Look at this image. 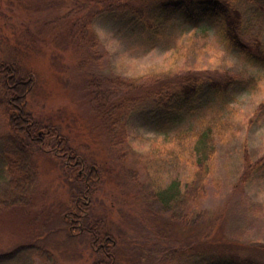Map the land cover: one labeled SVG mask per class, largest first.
Here are the masks:
<instances>
[{"label": "rangeland", "instance_id": "374dc122", "mask_svg": "<svg viewBox=\"0 0 264 264\" xmlns=\"http://www.w3.org/2000/svg\"><path fill=\"white\" fill-rule=\"evenodd\" d=\"M73 5L0 0V63L16 61L31 74L25 107L44 126L32 153L38 172L34 195L27 204L0 209V253L26 246L11 264H98L105 255L116 264H167L165 249L225 244L234 251L222 255L240 264H264V66L251 62L206 19L188 21L174 13L160 18L161 26L137 18L98 19L104 61L91 64L93 71L134 78L194 69L232 81L218 92L206 84L202 109L180 124L160 128L154 119L131 117L120 132L124 143L113 148L94 118L93 89L79 66L86 48L73 37ZM81 5L87 13L95 4ZM243 12V37L264 43V7L245 1ZM1 87L0 79V96ZM3 111L0 142L9 140L6 130L16 122ZM49 124L75 154L54 143L56 130L44 134ZM204 132L207 145L200 142ZM122 148L130 151L124 162L116 152ZM203 151L212 152L214 163L204 219L187 225L156 213L149 191L174 182L184 189ZM135 157L147 163L148 174L134 178L127 172L142 167ZM31 246L40 250L31 254Z\"/></svg>", "mask_w": 264, "mask_h": 264}, {"label": "trees", "instance_id": "16d2710c", "mask_svg": "<svg viewBox=\"0 0 264 264\" xmlns=\"http://www.w3.org/2000/svg\"><path fill=\"white\" fill-rule=\"evenodd\" d=\"M83 1L71 0L75 3L73 8L76 12V18L71 20V30L74 39L78 41L76 42L86 48V53L84 51L81 53L79 66L84 70L87 83L93 89L94 118L112 138L113 148L124 143L126 137L119 139L120 132H126L131 117L154 119L160 124V128L180 124L202 109L206 84L218 92L225 87L224 82L230 84L232 81L223 75L205 76L202 70L194 69L174 74L172 69H163L134 78L93 71L90 66L104 61L101 40L95 27V21L98 19L137 18L148 23L154 22L158 26L163 24L159 21L160 18L168 19L174 13H180L188 21L206 19L219 26L224 38L251 62L264 66V43L255 37L244 38L241 32L245 21L243 12L245 1L257 2L264 7V0H87L95 5L91 11L82 13ZM0 79L3 88L0 107L6 117L16 119L9 128L10 131L6 130L5 135L9 140L0 142V209H2L10 205L27 204L34 195L38 184V172L32 161V153L34 146L39 148L43 137L39 131L44 126L33 112L25 107L26 95L34 85L31 74L22 72L16 61H10L0 63ZM47 126L44 134L50 135L56 130L54 143L61 145L65 153L75 154L74 149L68 145L66 139H63L61 133L57 132L56 127L51 124ZM207 137L208 132L201 133L200 142L203 145H207ZM118 150L116 149L117 158L124 162L123 156H127L130 151L122 148L118 153ZM210 155L212 152L203 151L200 154L195 163L194 173L185 182L184 189L181 184L174 182L165 187L155 185L153 193L148 190L149 198L156 203L152 205L156 213L166 212L171 219L187 225L204 219L206 212L202 209V203L208 192L209 178L214 171V163L209 161ZM135 160L140 162L139 165L142 167L138 168L137 165L129 167L130 170L127 172L134 178L150 172L146 162L138 157H135ZM90 179L92 177L89 174L85 185ZM148 183L143 184L146 189L150 188ZM85 188L89 190V186ZM38 249L31 246L30 253H37ZM24 250L26 246H19L12 252L0 253V264L13 263L12 260ZM163 251L165 257L169 255L171 257L170 260L165 259L164 262L167 264L186 262L240 264L235 259L222 255V252L234 251L225 244L214 246L182 244ZM106 256L98 264H116L111 256L109 258ZM240 258L242 259L241 256Z\"/></svg>", "mask_w": 264, "mask_h": 264}]
</instances>
